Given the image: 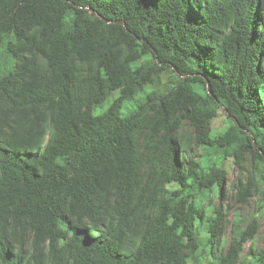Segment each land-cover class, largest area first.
<instances>
[{
  "label": "trees",
  "instance_id": "16d2710c",
  "mask_svg": "<svg viewBox=\"0 0 264 264\" xmlns=\"http://www.w3.org/2000/svg\"><path fill=\"white\" fill-rule=\"evenodd\" d=\"M226 158L264 184V0H0V264H264Z\"/></svg>",
  "mask_w": 264,
  "mask_h": 264
},
{
  "label": "rangeland",
  "instance_id": "374dc122",
  "mask_svg": "<svg viewBox=\"0 0 264 264\" xmlns=\"http://www.w3.org/2000/svg\"><path fill=\"white\" fill-rule=\"evenodd\" d=\"M117 94L118 93L112 94L105 103L100 105L95 110V115H100L106 112L111 105L113 98L117 96ZM135 109V104L126 103L121 112L123 116L127 117ZM226 119L227 113L222 110L219 117L210 126L209 130H211L212 132H216L224 129L227 125ZM222 165L229 172L228 184L224 189V196L222 200L223 209L225 211V217L227 220L225 228L226 233L223 237V242H225L227 246H229V244L231 243L233 235V222L239 216L243 217V219H252L253 217H259L260 231L255 242V248L257 250H261L264 248V214L262 215L260 206L264 203V184H255L254 181L250 178L251 174L248 172V170H250L251 168L249 165H246L245 168L247 170L244 171L237 165H235L230 158H226L225 160H223ZM241 175L244 177V183L247 186V193L245 196L247 200L246 203H242L239 201L238 191L233 189V184L237 182V179ZM220 202V200H216L215 204L219 205Z\"/></svg>",
  "mask_w": 264,
  "mask_h": 264
}]
</instances>
